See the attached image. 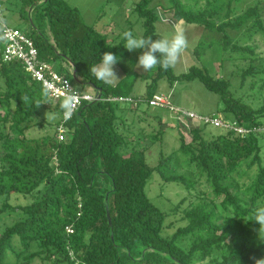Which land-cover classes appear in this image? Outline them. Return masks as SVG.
<instances>
[{
	"label": "trees",
	"instance_id": "1",
	"mask_svg": "<svg viewBox=\"0 0 264 264\" xmlns=\"http://www.w3.org/2000/svg\"><path fill=\"white\" fill-rule=\"evenodd\" d=\"M4 1L14 4L0 0V8ZM15 1L21 18L31 21V30L23 33L37 48L39 59L48 64L57 58L68 62L82 83L101 89V99L83 102L65 120L60 107L65 99L51 98L22 62L4 61L0 28V264L36 260L41 264H256L264 259V230L259 236L260 226L252 221L256 205L264 203V104L253 107L234 95L229 80L197 67L182 75L158 66L152 75L125 72L115 85H105L91 76L89 68L106 51L126 58L129 52L122 40L113 43L94 27L84 26L77 8L67 1ZM216 1L193 11L172 0L165 12L222 33L224 49L241 54V60H258L257 47L251 43L256 36L264 38L259 5L232 17L234 0H229L222 20L221 12L211 9ZM150 3L139 0L134 12L143 22V37L155 39L162 36L155 26L161 16ZM34 18L44 27L47 24L49 36ZM228 31L240 36L234 40ZM195 53H202L201 46ZM241 77L242 86L252 77L250 88L258 87L257 98L263 94L264 64L250 66ZM137 78L147 81L145 98L132 96ZM164 78L170 85L200 81L220 97L221 112L233 117L230 124L246 133L222 128L225 133L207 140L203 128L191 127L187 136L181 133L178 150L149 165L146 155L151 146L119 129L120 122L124 128L128 125L119 103L128 105L142 121L148 112L140 111V104L149 105ZM45 110L58 117L53 131L47 130L42 118ZM165 129L152 136L144 129L139 134L153 144ZM35 130L42 134L32 136ZM154 173L164 184H178L183 191L168 211L147 195ZM20 197L25 203L14 204ZM5 219H10L9 224H4ZM170 229L175 231L170 234Z\"/></svg>",
	"mask_w": 264,
	"mask_h": 264
},
{
	"label": "rangeland",
	"instance_id": "2",
	"mask_svg": "<svg viewBox=\"0 0 264 264\" xmlns=\"http://www.w3.org/2000/svg\"><path fill=\"white\" fill-rule=\"evenodd\" d=\"M9 2H1V11L3 21L11 28L18 29L22 32H29L32 28L31 21L21 18L20 4L15 0ZM72 7L77 8L81 15V21L84 26H92L99 33L106 35L109 41L117 43L121 41V35L126 30L133 31L134 34L143 36L144 28L143 22L134 12L136 3L139 0H64ZM172 0H151L150 7L156 9L160 14V18L156 23V31L160 35H171L174 31H182L188 41V46L181 54L176 65L172 68L175 75H182L187 73L191 68L197 67L207 71L215 78H223L231 82V91L237 97H243L244 101L257 108L264 104V92L258 97V87L251 89L252 77L242 86V72L250 66L264 64V38L256 36L254 44L256 49V56L258 60H241V54L234 53L231 49H224L222 45V33L216 30H207L197 24H187L184 21L175 19L171 13L167 14L165 9L172 5ZM188 8L193 11H198L204 8L208 1L212 0H179ZM229 0H217L211 5V9H217L221 12L220 19L224 20V10L227 9ZM259 5L264 22V0H234L232 3V17H236L248 7ZM218 21V18H215ZM34 23L41 31L49 36L50 30L47 24L42 25L34 18ZM83 31L81 27L80 33ZM228 34L235 40L240 36L236 31H228ZM239 35V36H238ZM242 37V36H241ZM240 37V39H242ZM245 39V38H244ZM201 46V54L197 55L195 50ZM141 50L129 52L126 58L121 59L114 65V72L116 79L113 84L125 77V72H132L134 74L152 75L155 68L144 71L136 67L137 56ZM50 64L54 70L60 74L66 75L72 86L82 94H95V91L89 84L80 82L77 78L73 77V70L71 65L64 60L57 58L52 59ZM131 79H133L131 77ZM0 85L1 82H0ZM157 94H162L169 98L170 102L178 109L190 111L204 117L220 118L225 122L232 123L233 117L226 116L221 112L222 103L220 97L210 92L198 80L194 81H178L173 85L164 78L161 79L156 88L154 89ZM147 93V81L137 78L135 80L132 96L137 98H145ZM120 113L124 112L127 117L126 125L122 122L118 123L121 132L126 135L133 136L136 134V139L141 138L145 146H151L146 155L147 163L151 166L158 164L162 156H168L174 151L178 150L181 144L180 136L186 135L191 127L203 128V136L205 139H211L219 134L225 133L224 129L217 128L212 125H205L199 120H187L188 126H182L178 120L179 113H175L168 108L150 107L146 102L140 104V111L146 110L148 115L142 121L138 120L136 112L130 110L128 105L119 103ZM137 114H141V112ZM42 118L47 120V130H54V122L58 117L49 111L42 112ZM228 120V121H227ZM132 122H135L132 124ZM161 122V123H160ZM53 125V127L51 126ZM162 132L163 136L156 143H151V140L146 138L145 135H155L159 131L166 128ZM144 129V134L139 132ZM133 132V133H130ZM44 133V131H43ZM182 133V134H181ZM42 132L35 130L32 136H39ZM181 134V135H180ZM137 141V140H136ZM147 195L158 208L164 211L171 209L176 202L183 196V191L178 184L167 183L164 184L160 176L154 173L152 179L147 186ZM26 200L20 197L18 200H13L14 204H24ZM180 216L174 218L178 221ZM4 224H9L10 219L3 220ZM181 223H177L180 225ZM183 225V224H182ZM175 230L170 229L168 232L171 234ZM33 264H41L36 260Z\"/></svg>",
	"mask_w": 264,
	"mask_h": 264
},
{
	"label": "built area",
	"instance_id": "3",
	"mask_svg": "<svg viewBox=\"0 0 264 264\" xmlns=\"http://www.w3.org/2000/svg\"><path fill=\"white\" fill-rule=\"evenodd\" d=\"M3 15L0 8V28L2 31V39L4 40L3 58L5 62H11L18 60L24 64L25 69L32 75V77L42 83L49 96L53 99H65L68 96L74 98L73 100V112L72 115L80 108L83 102H92L97 100L95 94H82L78 92L68 80L67 77L58 74L52 65L39 59L37 48L33 42L20 30L14 29L6 25L3 21ZM114 101L130 102L137 106V101L130 98H115ZM150 107L168 108L169 110L180 113L184 117L179 116L178 120L188 126L187 120H199L203 124H209L217 128L234 129L239 134H245L246 130L238 128L235 125H231L229 122H225L219 118L204 117L199 114L185 111L176 108L164 95L156 94L148 102ZM71 115V117H72ZM70 117V118H71ZM185 118L187 120H185ZM67 120V119H66ZM59 136L60 140H63L62 130ZM71 232L70 230H68Z\"/></svg>",
	"mask_w": 264,
	"mask_h": 264
},
{
	"label": "clouds",
	"instance_id": "4",
	"mask_svg": "<svg viewBox=\"0 0 264 264\" xmlns=\"http://www.w3.org/2000/svg\"><path fill=\"white\" fill-rule=\"evenodd\" d=\"M122 47L128 52L141 50L137 56L136 67L149 71L155 67L162 70L173 68L181 54L188 46V41L182 31L176 30L171 35L159 36L155 39L136 35L131 30H126L121 35ZM119 59L116 54L106 51L100 55L99 62L89 68V73L95 80L111 86L116 79L114 65ZM74 98L68 96L61 103L63 118L69 119L73 112ZM259 224V236L264 230V203H258L254 209L253 220ZM256 264H264V259L257 260Z\"/></svg>",
	"mask_w": 264,
	"mask_h": 264
},
{
	"label": "water",
	"instance_id": "5",
	"mask_svg": "<svg viewBox=\"0 0 264 264\" xmlns=\"http://www.w3.org/2000/svg\"><path fill=\"white\" fill-rule=\"evenodd\" d=\"M73 77H76V72L73 71ZM78 79V78H77ZM92 89L95 91V95L97 96V99L100 100L101 99V89L100 88H96L93 84H89ZM108 217H109V213H108Z\"/></svg>",
	"mask_w": 264,
	"mask_h": 264
},
{
	"label": "crops",
	"instance_id": "6",
	"mask_svg": "<svg viewBox=\"0 0 264 264\" xmlns=\"http://www.w3.org/2000/svg\"><path fill=\"white\" fill-rule=\"evenodd\" d=\"M78 80H79L80 82H82V80H81V79H79V78H78ZM116 83H117V82H116ZM116 83H115V84H116ZM115 84H112V85H115ZM90 87H91V86H90ZM91 88H92V87H91ZM156 94H157V93H156ZM161 95H162V94H161Z\"/></svg>",
	"mask_w": 264,
	"mask_h": 264
}]
</instances>
